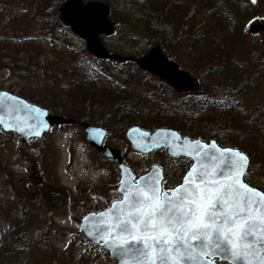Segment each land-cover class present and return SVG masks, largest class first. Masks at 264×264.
I'll list each match as a JSON object with an SVG mask.
<instances>
[{"label":"trees","instance_id":"1","mask_svg":"<svg viewBox=\"0 0 264 264\" xmlns=\"http://www.w3.org/2000/svg\"><path fill=\"white\" fill-rule=\"evenodd\" d=\"M32 1L43 21L46 17L37 39L51 43L57 54L64 56V62L53 65V70H49L52 63L39 62L45 69L43 83L49 97L43 91L37 98L26 95L29 101L47 105L49 98L61 106L66 96L74 107L62 114L78 121L83 115L89 121L95 119L94 114L85 115L86 102H107V127L114 130L123 131L133 124L147 129L173 127L193 138L216 139L221 145L238 147L250 157L245 175L248 182L252 164H264V105L257 98L253 104L239 102L243 92L254 94L251 87L259 88L260 77H264L259 44L246 57L239 55L244 42L243 26L252 20H264V0H177L172 5L170 0L168 4L163 0H100L111 5V19L116 27L141 24L147 32L128 30L124 37L117 38V28L115 36L102 37L111 51L141 55L146 51L142 44L157 36L166 50L174 45H189L193 49L197 64L188 71L195 73L197 86L186 93L143 71L135 61L96 58L87 50L85 41L60 19L59 8L64 0ZM199 5L209 9L208 19L199 27L194 23L184 29L186 17ZM251 79L257 82L252 83ZM241 137L243 140L239 141ZM169 156L173 171L179 166L186 169L192 162L186 156ZM171 180L166 173L164 186L168 187ZM21 200L27 204L14 211L26 217L34 212L32 204L27 197ZM14 211L10 218L16 217Z\"/></svg>","mask_w":264,"mask_h":264},{"label":"rangeland","instance_id":"2","mask_svg":"<svg viewBox=\"0 0 264 264\" xmlns=\"http://www.w3.org/2000/svg\"><path fill=\"white\" fill-rule=\"evenodd\" d=\"M176 1L170 0V5ZM163 3L168 4V1L163 0ZM38 11L32 0H0V91L8 90L24 98L26 95L40 97L44 91L49 97L43 83L45 69L39 62L52 63L49 70H53V65L57 67L59 62H64V56L58 55L48 41L37 39L42 22L46 21ZM208 16L207 7L199 5L193 8L185 19L184 29L188 30L194 23L199 27ZM254 21L264 20H252L243 26L244 42L239 55L246 57L259 44L258 50L264 59V33L248 30ZM117 28L120 31L117 38L124 37L128 30L147 33L141 24ZM27 37L30 40L25 42ZM162 42L158 36L151 37L150 42L143 43L142 47L147 51L153 45H160L182 68L189 71L195 68L197 63L189 45H174L166 50ZM256 76L260 77V74ZM255 81L251 79L252 83ZM259 82V88L251 87L254 94L242 93L241 104L245 101L253 104L257 98L264 105L263 76ZM50 101L48 98L47 105H40L58 114L74 107L67 102L66 96L61 106ZM85 105V115L91 117L90 114H94L95 119L89 121L83 115L80 121L107 128L104 142L121 150L137 176L158 163L172 178L168 186L181 181L189 167L179 166L173 171L167 150L139 152L127 140V129L121 131L107 127L109 103L93 101ZM252 167L254 170L247 175L249 182L264 190V164H252ZM119 179L118 160L106 157L93 147L78 123L54 126L42 137L32 138L28 143L23 142L17 132L6 131L0 125V228L3 231L0 264H117L106 248L83 234L80 224L88 212L104 209L113 200L121 198L117 191ZM25 197L30 199L34 211L26 217L14 211L16 207L27 204L21 200ZM12 211L16 217L10 218Z\"/></svg>","mask_w":264,"mask_h":264},{"label":"snow or ice","instance_id":"3","mask_svg":"<svg viewBox=\"0 0 264 264\" xmlns=\"http://www.w3.org/2000/svg\"><path fill=\"white\" fill-rule=\"evenodd\" d=\"M34 111L31 128L40 126ZM192 151L199 159L180 185L161 190L158 176L128 185L109 210L115 219H101L96 234L121 264H211L217 255L229 264H264V193L241 179L248 158L203 145Z\"/></svg>","mask_w":264,"mask_h":264},{"label":"water","instance_id":"4","mask_svg":"<svg viewBox=\"0 0 264 264\" xmlns=\"http://www.w3.org/2000/svg\"><path fill=\"white\" fill-rule=\"evenodd\" d=\"M111 5L100 0H64L59 8L60 19L67 24L71 31L86 42L87 50L99 59H110L117 61H135L137 66L156 77L166 81L178 92H189L196 88V78L186 69L182 68L179 63L170 58L160 45L151 46L145 53L141 55L121 54L111 51L104 41V37H112L117 34V27L111 20ZM251 33H264V21H254L249 25L248 29ZM36 109H39V127L31 128L30 126L37 121L31 119L35 115ZM77 120L73 117H67L63 114L53 113L48 108L31 102L28 99L17 95L8 90L0 91V125L6 131H15L20 134L23 142L28 143L32 138L42 137L51 127L61 124H73ZM6 125H9L6 127ZM44 125H47L45 127ZM81 125L85 131L87 141L97 150L110 159H117L119 162L120 179L117 184V191L121 194V198L113 200L111 204L104 209L91 211L85 214L81 220V230L83 234L95 243H99L106 248L117 264H121V259L117 257L113 249L108 246L96 234L97 224L101 219L114 220L115 213L109 212L113 209L116 202L124 199V192L127 186L135 184L145 176H158L160 178L161 190L174 189L183 182L185 174L191 169L193 163L198 161V157H194L193 149L198 145L205 146V150L211 149L213 152L217 150L232 149L238 150L248 158V163L244 167V175L250 166V157L245 151L237 147L221 145L216 139L203 140L201 138H192L190 135H183L178 129L173 127H157L155 129H146L138 124L131 125L125 133L131 147L142 153H149L154 149L164 148L168 154L172 156H187L192 160V164L182 177L180 183L175 186L163 188L164 167L155 163L149 171L137 176L133 168L125 161L120 149L104 143L108 130L100 125L92 124L88 121H82ZM214 146V147H213ZM204 165L210 168L209 162L205 161ZM155 166V169L153 168ZM217 166L219 164L217 163ZM199 170V166L198 169ZM241 177L242 181L250 187L264 193L259 187L248 183ZM120 205L117 204V208ZM101 213H108L107 216L101 217ZM107 227L106 224L99 225ZM89 232L92 235H89ZM3 237V231L0 228V241ZM111 243V241H109ZM216 259L221 261L227 260L219 255L211 257V264H217ZM129 264L131 262L129 261Z\"/></svg>","mask_w":264,"mask_h":264},{"label":"flooded vegetation","instance_id":"5","mask_svg":"<svg viewBox=\"0 0 264 264\" xmlns=\"http://www.w3.org/2000/svg\"><path fill=\"white\" fill-rule=\"evenodd\" d=\"M103 37V36H102ZM81 122L82 121H77L76 123H78V124H80L81 125ZM75 124V123H74ZM82 126V125H81ZM100 152H102V151H100ZM103 153V152H102Z\"/></svg>","mask_w":264,"mask_h":264}]
</instances>
